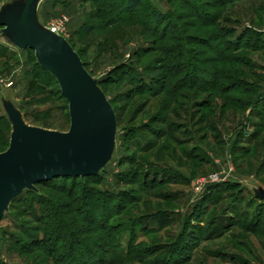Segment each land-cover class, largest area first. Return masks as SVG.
Instances as JSON below:
<instances>
[{"label": "rangeland", "instance_id": "rangeland-1", "mask_svg": "<svg viewBox=\"0 0 264 264\" xmlns=\"http://www.w3.org/2000/svg\"><path fill=\"white\" fill-rule=\"evenodd\" d=\"M96 4L47 0L42 18L104 82L113 159L22 192L0 222V264H264V202L252 191L264 188V0H145L104 21ZM48 75L33 50L0 43V119L6 99L28 123L68 131ZM157 212L167 226L143 224Z\"/></svg>", "mask_w": 264, "mask_h": 264}, {"label": "water", "instance_id": "water-1", "mask_svg": "<svg viewBox=\"0 0 264 264\" xmlns=\"http://www.w3.org/2000/svg\"><path fill=\"white\" fill-rule=\"evenodd\" d=\"M46 2L1 0L0 43L34 50L37 62L56 78L68 101L70 129L32 125L4 99L11 136L8 149L0 152V222L12 202L26 190L35 191L40 182L98 174L113 159L117 145L112 103L70 41L42 18ZM252 191L264 202V188Z\"/></svg>", "mask_w": 264, "mask_h": 264}, {"label": "trees", "instance_id": "trees-1", "mask_svg": "<svg viewBox=\"0 0 264 264\" xmlns=\"http://www.w3.org/2000/svg\"><path fill=\"white\" fill-rule=\"evenodd\" d=\"M93 1H95L97 3L96 4L97 5V9H98V12L100 14V18L103 21H104V18L113 17L114 15H118V14H128V15L135 14L136 12H138L140 10V8L142 7V5L145 2V0H93ZM0 4H1V0H0ZM154 15H155L157 20H160L162 18V15L159 12H155ZM219 19H220V17H214V20H215L214 23L215 24H216V22L218 23ZM94 28H95L94 26L90 25V26L84 27L83 30H84L85 33H92L94 31ZM200 41H201L200 43H203V42H205V39H200ZM30 50H32V49H30ZM36 61H37V58H36ZM84 64L86 66L85 62H84ZM37 65H39L41 67V65L38 62H37ZM42 69L45 70L44 68H42ZM45 71L50 76H52V78L56 82H58L56 80V78L49 71H47V70H45ZM165 73H166V68L165 67H161L156 72H153L152 76L153 77L163 76ZM103 83L104 82L101 81L99 83V85L101 86ZM147 86H149V85H147ZM101 88H102V86H101ZM62 97L65 98V96L63 94H62ZM68 109H69V107H68ZM9 130L11 131V124H10L9 120L5 116H2L1 119H0V140H4L5 139L6 132H10ZM87 177H89V176H87ZM76 178H80V177L58 176V177H53L51 179L45 180L43 182H40L37 185L40 184V185H44V186H50V185L57 184L58 181H64L65 179H76ZM37 185H36V187H37ZM35 192H37V189L35 191L27 190V195L29 196V195H31L32 193H35ZM19 196L21 197L23 195H19ZM19 198L17 197V199H19ZM90 204H91V202L88 199L87 202H86V209L87 210L91 209L90 208L91 207ZM146 216H147L146 217L147 220H145V222H143V224H145V225H147L150 222V223H154V224H159L160 226H167L170 223L169 216L164 215V214L159 213V212L153 213V214H148ZM189 237L190 238L187 239V242H192V240L195 239L194 233L190 232L189 233ZM71 256H72V258H75L76 257V253H72Z\"/></svg>", "mask_w": 264, "mask_h": 264}, {"label": "built area", "instance_id": "built-area-1", "mask_svg": "<svg viewBox=\"0 0 264 264\" xmlns=\"http://www.w3.org/2000/svg\"><path fill=\"white\" fill-rule=\"evenodd\" d=\"M49 25H51L52 27H54L56 30H58V31H60L63 35H64V33H63V31L61 30V28H59L57 25H55V24H49ZM65 36V35H64Z\"/></svg>", "mask_w": 264, "mask_h": 264}]
</instances>
